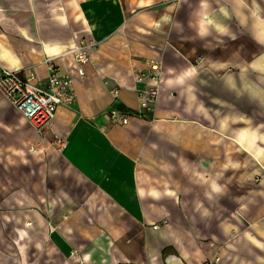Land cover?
I'll return each instance as SVG.
<instances>
[{
    "label": "crops",
    "instance_id": "1",
    "mask_svg": "<svg viewBox=\"0 0 264 264\" xmlns=\"http://www.w3.org/2000/svg\"><path fill=\"white\" fill-rule=\"evenodd\" d=\"M259 1L0 0V73L45 82L51 57L75 93L41 134L0 94V264H264V172L245 192L228 180L244 158L264 171ZM91 41L79 77L70 49ZM150 58L165 71L153 111L104 128L138 110L131 73Z\"/></svg>",
    "mask_w": 264,
    "mask_h": 264
},
{
    "label": "built area",
    "instance_id": "2",
    "mask_svg": "<svg viewBox=\"0 0 264 264\" xmlns=\"http://www.w3.org/2000/svg\"><path fill=\"white\" fill-rule=\"evenodd\" d=\"M97 43H79L70 52L73 56L77 74L84 76V66L91 62V55ZM198 56L195 65L201 63ZM43 64L47 70L45 82L36 81L33 74L23 75L18 71L2 69L0 73V94L17 111L21 118L31 126L37 134L47 128L54 119L59 106L70 107L75 102L73 82L70 76L61 74L51 57H46ZM164 65L162 59L148 60L147 66L131 73L133 88L137 96L138 110L127 111L113 108L104 114L107 127L126 126L132 118L146 120L147 114L155 107L158 95L164 82ZM120 87L115 84L111 90L114 102L117 103ZM61 145V141L57 140ZM165 224V220L162 222ZM160 224H152L153 230L159 229ZM218 257H213L205 264H217Z\"/></svg>",
    "mask_w": 264,
    "mask_h": 264
},
{
    "label": "rangeland",
    "instance_id": "3",
    "mask_svg": "<svg viewBox=\"0 0 264 264\" xmlns=\"http://www.w3.org/2000/svg\"><path fill=\"white\" fill-rule=\"evenodd\" d=\"M251 5V0H242V7L246 8L247 6ZM178 10H177V15L175 18V22L178 23V28L179 31L181 33V35L186 36L188 34L187 32V28L185 26L186 21H187V1H184L182 3H178ZM258 11L261 12L260 15H262L264 17V0H260L259 1V5H258ZM263 93V92H261ZM260 93V95H261ZM259 95V96H260ZM258 131L260 132V126L257 127ZM264 148V147H262ZM255 162L254 161H249L246 160L245 158L242 160V165L241 167H239V169L236 170V172H233L232 174H230V176H228V180L233 182V186L235 190H240V187H242V191L245 192V189H247L248 187L250 188H256L257 184L260 183L261 179H262V173L264 171H262V169H260V166H258L257 168H253L252 167H256L255 166ZM258 169V174L257 176L252 175V172ZM255 172V171H254ZM262 174V175H261ZM249 188V189H250ZM247 193V192H246ZM9 214V212H4ZM13 213L16 214V212L14 211ZM19 214H23L22 209L19 210ZM21 226V225H20ZM210 246L213 248L214 244H210ZM208 261H206L205 263H207ZM203 263V264H205Z\"/></svg>",
    "mask_w": 264,
    "mask_h": 264
},
{
    "label": "bare ground",
    "instance_id": "4",
    "mask_svg": "<svg viewBox=\"0 0 264 264\" xmlns=\"http://www.w3.org/2000/svg\"><path fill=\"white\" fill-rule=\"evenodd\" d=\"M204 8V7H203ZM261 18V17H260ZM249 127V126H248ZM237 134V133H236ZM240 138H241V142L243 143V145L245 147H247L248 149L251 148V146L253 145V141H255L253 139V134L251 133V131L249 129H243L241 131V133L239 134ZM234 139V138H233ZM237 142V141H236ZM260 142V141H259ZM246 144V145H245ZM254 146V145H253ZM243 148V147H242ZM259 148V147H258ZM251 150V149H250ZM264 151V150H263ZM253 152V151H252ZM258 159V158H257ZM262 183L264 184V179L262 181ZM253 193V192H252ZM254 194V193H253ZM173 258L168 260L169 264H174L172 261ZM177 262V261H176Z\"/></svg>",
    "mask_w": 264,
    "mask_h": 264
}]
</instances>
